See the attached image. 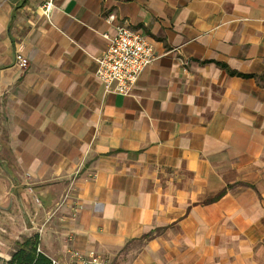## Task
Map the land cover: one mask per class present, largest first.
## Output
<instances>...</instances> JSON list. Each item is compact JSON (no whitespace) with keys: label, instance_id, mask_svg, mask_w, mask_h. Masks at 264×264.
Listing matches in <instances>:
<instances>
[{"label":"crops","instance_id":"obj_1","mask_svg":"<svg viewBox=\"0 0 264 264\" xmlns=\"http://www.w3.org/2000/svg\"><path fill=\"white\" fill-rule=\"evenodd\" d=\"M45 1L0 0L7 172L49 207L73 185L38 251L264 264V0ZM121 22L154 57L125 95L94 74Z\"/></svg>","mask_w":264,"mask_h":264},{"label":"rangeland","instance_id":"obj_2","mask_svg":"<svg viewBox=\"0 0 264 264\" xmlns=\"http://www.w3.org/2000/svg\"><path fill=\"white\" fill-rule=\"evenodd\" d=\"M5 136L3 116L0 113V186H3L2 178L5 179L6 175L13 180L12 185L10 184L4 191L0 192V264H5V261L9 259L15 250V241H23L25 237L34 233L39 235L38 250L43 251L42 244H40L43 236L47 237L48 245H51L54 241V235L57 233L55 227L62 231L64 227L62 221L53 226V219L60 214V208L67 202L68 194L73 191L71 180H66L64 193L50 207L45 204V200H42V196L37 192L42 187L33 186L32 189L35 193L30 190L25 191V187L17 184L12 174L7 172L5 162L3 161L7 152ZM122 253L112 258L99 254L98 262L99 264H123L125 257ZM56 260L59 262L58 264H68L70 254L68 253L63 258Z\"/></svg>","mask_w":264,"mask_h":264},{"label":"built area","instance_id":"obj_3","mask_svg":"<svg viewBox=\"0 0 264 264\" xmlns=\"http://www.w3.org/2000/svg\"><path fill=\"white\" fill-rule=\"evenodd\" d=\"M50 6L51 0H46L42 5L43 12L46 13ZM112 19V14L105 17L108 23ZM104 37L107 41L106 47L101 54L94 57L97 62L95 77L106 91L128 94L143 70L152 63L153 47L141 31L123 22L115 25L112 34H104ZM15 63L21 68L28 64L21 50L15 53ZM98 255L94 252L87 254L72 252L68 264H99ZM50 260L51 264L59 263L56 259Z\"/></svg>","mask_w":264,"mask_h":264},{"label":"trees","instance_id":"obj_4","mask_svg":"<svg viewBox=\"0 0 264 264\" xmlns=\"http://www.w3.org/2000/svg\"><path fill=\"white\" fill-rule=\"evenodd\" d=\"M39 235L34 233L23 241H15V250L5 264H51V260L38 251Z\"/></svg>","mask_w":264,"mask_h":264},{"label":"water","instance_id":"obj_5","mask_svg":"<svg viewBox=\"0 0 264 264\" xmlns=\"http://www.w3.org/2000/svg\"><path fill=\"white\" fill-rule=\"evenodd\" d=\"M16 194H17V191H16ZM18 196V195H17Z\"/></svg>","mask_w":264,"mask_h":264}]
</instances>
